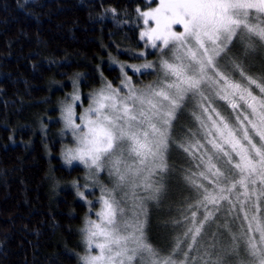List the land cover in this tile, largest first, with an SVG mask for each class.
<instances>
[{
  "label": "snow or ice",
  "instance_id": "snow-or-ice-1",
  "mask_svg": "<svg viewBox=\"0 0 264 264\" xmlns=\"http://www.w3.org/2000/svg\"><path fill=\"white\" fill-rule=\"evenodd\" d=\"M141 15L145 23L151 20L156 25L142 36L153 48L160 47L157 41L163 45L157 81L137 90L129 86L131 77L125 74L121 82L128 88L125 95L107 83L93 95L80 123L73 120L71 105L64 109L66 127L80 145L74 152L68 150L66 163L79 161L97 173L108 166L116 188L132 191V206L125 207L121 205L127 200L116 199L115 189L102 190L107 194L99 198V222H87L88 254L81 260L84 264H264V77L249 75L240 58L229 57L237 40L245 57L257 44L264 46V0H160L157 8ZM177 24L183 31L173 30ZM169 49L170 57L165 55ZM226 59L229 63L221 65ZM140 68L154 65L148 62L135 71ZM189 99L200 110L192 115L210 149L199 140L176 145L193 160L197 155L190 149H202L196 167L203 170L185 176L197 199L179 210L181 218L173 224L185 226L183 235L172 253L161 257L146 235L147 202L159 200L164 191L173 125ZM217 99L228 103L235 123L214 106ZM77 194L84 198L83 192ZM222 213L224 220L217 224L212 243L202 255L191 256L200 251L196 245L205 229ZM225 233L230 238L227 245L218 239ZM189 237L184 258L177 262L173 254ZM93 246L98 249L95 255Z\"/></svg>",
  "mask_w": 264,
  "mask_h": 264
},
{
  "label": "trees",
  "instance_id": "trees-1",
  "mask_svg": "<svg viewBox=\"0 0 264 264\" xmlns=\"http://www.w3.org/2000/svg\"><path fill=\"white\" fill-rule=\"evenodd\" d=\"M152 1L0 0V264L77 263L86 206L68 183L83 170L60 156V101L74 80L83 94L118 82L112 59L142 47L139 11ZM179 191L166 223L197 199Z\"/></svg>",
  "mask_w": 264,
  "mask_h": 264
},
{
  "label": "rangeland",
  "instance_id": "rangeland-1",
  "mask_svg": "<svg viewBox=\"0 0 264 264\" xmlns=\"http://www.w3.org/2000/svg\"><path fill=\"white\" fill-rule=\"evenodd\" d=\"M160 4V0H153L152 4L149 5L146 9L139 11V18H140V30H139V37H140V45L142 46L140 49H137L134 52L133 59H126L123 61H118V59H112V63L116 64L119 67L120 70V79L116 84H112L113 88H119L121 95H125L128 92V88L122 84V81H125V74L128 77H131L130 81V87L134 86L137 90H142L149 84L157 81L159 76V64L161 59V48L163 47L161 41H157V44L160 45V47L153 48L151 46V42L148 40L147 36H142V33H145L146 31H149L150 28H154L155 22L151 21L149 23H145V18L141 15L143 12H150L153 9L157 8ZM173 30L177 32L183 31V27L181 25H173ZM166 56L171 55V50L169 49L166 53ZM229 57H237L240 58L244 64V67L249 75H252L254 77H264V46L257 44L254 51L249 52L245 57V50L243 46L241 45L240 41L237 40L236 43L232 46L231 51L229 52ZM151 62L154 65L153 69H143L140 68V71H135L136 68H139L140 65ZM221 65L228 64L229 61L221 60ZM150 74L149 80L145 79V76L142 75V73ZM152 77V78H151ZM237 79H239V76L237 74ZM73 88L70 96H68L66 99H62L61 106H60V119H61V125L58 130V137H61L63 139V144L65 145V148H61V154L60 156L63 159V162L66 163V155L69 149L75 151L80 145H78L76 137L73 135V131L66 127V122L64 119V109L71 105L73 107L75 115L73 116V120L76 123H80L79 117L84 113L85 109H87L90 104L92 103V97L93 95L98 92L102 87L100 86L93 91H88L86 93H81L79 90V81L72 82ZM59 87L63 85V83L57 84ZM79 91V92H78ZM254 94L259 95L258 90H254ZM74 95H79V100H73ZM85 97V98H84ZM195 100L189 99V101L185 104L183 110L178 115L174 125H173V131H172V138L174 141L173 146L171 147L169 156H168V164L171 165V158L182 165L180 168L174 169L172 166H169V172L165 176V186L164 191L161 193L159 200L157 201H148L147 202V208H148V214H147V226H146V235L148 238V241L153 245V247L159 252L161 257H166L170 253H172L177 238L182 237L183 231L185 226H175L173 224V221L171 224L166 223L165 221H162L161 217L162 215L168 214V207L170 206V203H172L173 200H175L176 197H174L177 193L178 195L182 192L179 190H183L184 195H181L182 197H189L191 194L195 196L194 191L192 190L191 186L188 184V182L185 180V176L189 171H192V166L196 167V164L198 162L199 157V151L195 148L190 149V151L196 153L197 160H193V158L186 152L183 151L182 148L176 147L177 144H184L185 146H188L189 144H195L196 140H199L202 144H205V147L210 149V145L206 144V140L203 136V132L199 127V124L195 120L194 116L192 115L193 112H196L197 114H200V110L195 107ZM214 106L221 112L222 115H225L226 117H230V122L235 123V117L233 115V110L228 106V103L222 100H215ZM192 133H195L196 135L193 136ZM180 151V152H179ZM183 152L187 154L188 161H184ZM179 153H181L179 155ZM182 161V162H181ZM184 162V163H183ZM187 162H189L187 164ZM67 166H80L83 170L82 179L80 181L75 179L68 183V186L74 190L77 197L83 201V203L86 206L84 221L82 224V231H81V239L82 242L80 243V251L77 252L78 260L76 264H84V262L81 260V257L88 254V245L86 242V232L85 229L87 227V222L89 219L95 220L99 222V217L97 216V212H99L102 208V204L99 200L100 196L102 194H107L106 192H103V189L107 190H113L114 195L116 196V199L120 200L121 198H125L127 200V204L122 203L121 206L125 207H131L133 201L131 200L132 191L128 187H121L116 188V178L113 176H110V168L108 166H105L102 171L99 173L96 172L95 168L89 169L85 167L82 163L79 161H73L72 165ZM203 170L198 169L195 172ZM205 184H207V181H204ZM60 185H63L60 183ZM87 185V187H86ZM209 187H211L209 185ZM83 192L84 198H81L77 193ZM125 193H128V197H125ZM139 195H146L143 192H140ZM179 199L180 196L178 197ZM89 201L91 203H89ZM225 209L228 207L227 202H224ZM262 208H264V203H262ZM195 210V209H194ZM168 211V212H167ZM202 219V215L200 216ZM224 220V214L222 213L219 217V219L212 223L210 227H207L205 229V235H203L199 241L197 242L196 247L200 249L199 252L192 251L190 253L191 256L197 257L202 255L204 247H207L209 244L212 243L213 240V233L217 231V224L222 223ZM238 230V225L233 226V231ZM222 241L224 245H227L230 243V238L227 233H225L223 236L218 237ZM191 242L190 237L188 238V241L183 243L182 250L173 254V258L179 262L184 258V251L187 250V244ZM98 249H96L94 246L92 247V254H97ZM137 264H139V261H137ZM191 264V261L189 262ZM232 264V262H230Z\"/></svg>",
  "mask_w": 264,
  "mask_h": 264
}]
</instances>
